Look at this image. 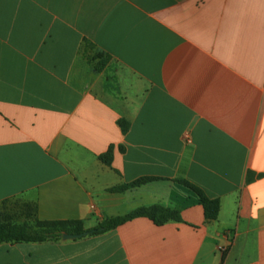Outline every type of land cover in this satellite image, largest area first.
<instances>
[{"label":"crops","instance_id":"0c3cea01","mask_svg":"<svg viewBox=\"0 0 264 264\" xmlns=\"http://www.w3.org/2000/svg\"><path fill=\"white\" fill-rule=\"evenodd\" d=\"M145 177L161 180L109 193ZM176 180L219 199L218 219ZM13 199L86 232L156 205L182 222L0 245V264H264V0H0Z\"/></svg>","mask_w":264,"mask_h":264},{"label":"trees","instance_id":"16d2710c","mask_svg":"<svg viewBox=\"0 0 264 264\" xmlns=\"http://www.w3.org/2000/svg\"><path fill=\"white\" fill-rule=\"evenodd\" d=\"M119 124L123 133L127 134L130 129V124L125 120H121ZM100 161L110 167L113 161V149L111 148L108 153L100 157ZM160 180L152 177L141 178L130 184L112 188L109 190V193L123 194L129 190L140 188ZM251 181L252 179L249 177L248 182ZM175 183L187 188L198 198L200 204L204 207L208 221L213 222L218 219L221 210L219 199H211L201 188L188 181L176 180ZM7 203H9V200L4 201L2 205L5 207ZM21 207L22 215L28 218L30 223L23 225L17 224L16 218L19 214L15 213V210L4 209L0 211V245L23 243L44 244L60 241L63 234L79 235L86 232L84 223L81 221H41L38 218L37 205L23 202ZM139 218L149 219L158 227H162L169 222H182L180 211L156 205L135 210L123 217L108 218L91 231L93 232L91 236L106 234Z\"/></svg>","mask_w":264,"mask_h":264},{"label":"rangeland","instance_id":"374dc122","mask_svg":"<svg viewBox=\"0 0 264 264\" xmlns=\"http://www.w3.org/2000/svg\"><path fill=\"white\" fill-rule=\"evenodd\" d=\"M91 49V48H90ZM94 50L90 51V53H94L93 52ZM91 54L89 55L88 54V57H91ZM23 205V201L21 199H13V200H9V203H7V205L4 207L2 204L0 205V211H3L4 209H7V210H11V211H14L15 213H18V217L16 218V223L17 224H20V225H23V224H27V223H30L29 219L24 217L22 215V210H21V206Z\"/></svg>","mask_w":264,"mask_h":264},{"label":"water","instance_id":"95a60500","mask_svg":"<svg viewBox=\"0 0 264 264\" xmlns=\"http://www.w3.org/2000/svg\"><path fill=\"white\" fill-rule=\"evenodd\" d=\"M92 234H93V232H85V233L79 234V235L63 234L60 240L65 241V242L66 241L81 240L83 238L91 236Z\"/></svg>","mask_w":264,"mask_h":264}]
</instances>
